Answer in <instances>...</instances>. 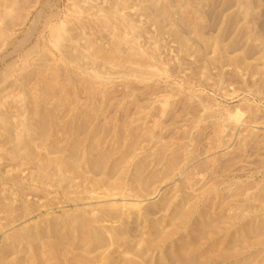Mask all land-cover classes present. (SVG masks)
<instances>
[{
  "label": "rangeland",
  "instance_id": "374dc122",
  "mask_svg": "<svg viewBox=\"0 0 264 264\" xmlns=\"http://www.w3.org/2000/svg\"><path fill=\"white\" fill-rule=\"evenodd\" d=\"M0 17L1 251L12 233L56 221L63 233L42 240L56 244L50 246L55 252L40 255L48 264H126V257L138 264H179L187 256L195 264H236V254L221 257L240 243L248 264L264 258V0H0ZM78 140L92 144L93 153L110 151L111 159L133 141L132 163L142 156L146 163L144 194L118 170L102 187L82 165L81 176L58 166ZM111 195L110 202L118 203L110 206ZM123 211L134 213L127 224L133 232L117 242V251L112 241L100 249L106 262L95 261L97 251L91 253L87 239L79 241L77 224L103 212L121 227ZM186 212L191 221L181 219ZM237 213L242 229L233 227L228 246L206 254L209 249L201 248L211 246L215 232L231 228ZM20 243L0 260L32 264V251L23 252L29 246ZM126 245L142 246L143 256L130 251L118 257ZM181 246L184 255L177 253Z\"/></svg>",
  "mask_w": 264,
  "mask_h": 264
},
{
  "label": "bare ground",
  "instance_id": "6f19581e",
  "mask_svg": "<svg viewBox=\"0 0 264 264\" xmlns=\"http://www.w3.org/2000/svg\"><path fill=\"white\" fill-rule=\"evenodd\" d=\"M3 1V0H2ZM178 1V0H177ZM16 2V1H15ZM71 2V1H70ZM169 2V1H168ZM75 3V2H74ZM140 3V2H139ZM152 4H154V3H152ZM176 4V3H175ZM29 5V4H28ZM69 5H71V4H69ZM82 5V4H81ZM84 5V4H83ZM87 5V4H86ZM136 5V4H135ZM154 6V5H153ZM243 8V7H242ZM87 9V8H86ZM163 9V8H162ZM14 10V9H13ZM99 10V9H98ZM153 11V10H152ZM250 12V10H249V8H248V6H245L244 7V12ZM75 12V11H74ZM28 14V13H27ZM26 14V15H27ZM39 14V13H38ZM38 14H37V16H38ZM247 14V13H246ZM7 15V17H8V14H6ZM41 15V14H40ZM157 15H159V14H157ZM36 16V15H35ZM36 16V17H37ZM25 17V16H24ZM162 17V16H161ZM1 18V17H0ZM2 20H4L6 17H3V15H2ZM17 18V17H16ZM23 18V17H22ZM34 18V17H33ZM167 18V17H166ZM25 19V18H24ZM38 19V18H37ZM36 19V20H37ZM69 19V18H68ZM120 19V18H119ZM157 19V18H156ZM7 20V19H6ZM49 20V19H48ZM98 20V19H97ZM109 20V19H108ZM135 20V19H134ZM155 20V19H154ZM21 21H22V19H21ZM75 21V20H74ZM82 22V21H81ZM21 23V22H20ZM36 23V22H35ZM10 23H8L7 25H9ZM44 24V23H43ZM120 24V23H119ZM122 24V23H121ZM128 25V24H127ZM92 26V25H91ZM103 26V25H102ZM101 26V27H102ZM5 27H6V25H5ZM9 27H10V25H9ZM34 27V26H33ZM123 27V26H122ZM121 27V28H122ZM12 28V27H11ZM99 28V27H98ZM124 28V27H123ZM126 28V27H125ZM7 29H8V26H7ZM100 29V28H99ZM3 31V30H2ZM1 31V32H2ZM110 31V30H109ZM113 31V30H112ZM132 31V30H131ZM177 31V30H176ZM0 32V33H1ZM11 32V31H10ZM13 32V31H12ZM52 36L54 37V39H55V41H58V40H56V39H60V38H58V35H59V32H58V30L57 29H52ZM111 32V31H110ZM136 32V31H135ZM172 32V31H171ZM5 33V32H4ZM113 33V32H112ZM200 33H201V31H200ZM2 34V33H1ZM64 34V33H63ZM62 34V35H63ZM69 34V33H68ZM176 34V33H175ZM178 35H179V33H177ZM108 35V34H107ZM197 35V34H196ZM200 35V34H199ZM1 36V35H0ZM65 36V35H64ZM63 36V37H64ZM60 37V36H59ZM62 38V37H61ZM66 39V38H65ZM99 39V38H98ZM123 39V38H122ZM179 39H181V38H179ZM186 39V38H185ZM7 40V39H6ZM122 41V40H121ZM182 41V40H181ZM53 42V41H52ZM113 42V41H112ZM56 43V42H55ZM63 43V42H62ZM115 43V42H114ZM128 43V42H127ZM108 45V44H107ZM1 47V46H0ZM58 47H59V45H58ZM57 47V48H58ZM82 47V46H81ZM120 48V47H119ZM123 48V47H122ZM127 48V47H126ZM66 49V48H65ZM103 49V48H102ZM106 49V48H105ZM30 50V49H29ZM91 50V49H90ZM85 51V50H84ZM124 51V50H123ZM24 53V52H23ZM89 54V53H88ZM123 54V53H122ZM26 55H27V53H26ZM66 55V54H65ZM144 55V54H143ZM105 56V55H104ZM39 57V56H38ZM3 57H1V59H2ZM111 59V58H110ZM26 60V59H25ZM73 60V59H72ZM209 62V61H208ZM51 64V63H50ZM74 64V63H73ZM11 68V67H10ZM123 69V68H122ZM5 70V69H4ZM5 71H7V70H5ZM63 72V71H62ZM2 73V72H1ZM8 74H9V72H8ZM157 75V74H156ZM6 76H7V74H6ZM51 77V76H50ZM145 77V76H144ZM201 77V76H200ZM142 78V77H141ZM232 81V80H231ZM236 81V80H235ZM64 82V81H63ZM139 82V81H138ZM44 87L46 88L47 86L45 85V83H44ZM43 93H45V92H43ZM61 99V98H60ZM208 106V105H207ZM178 107V106H177ZM31 108V107H30ZM80 110V109H79ZM5 113V112H4ZM3 113V114H4ZM82 113V112H81ZM25 115V114H24ZM46 115V114H45ZM52 115V114H51ZM171 117V116H170ZM1 118H2V116H1ZM5 119V118H4ZM185 119V118H184ZM4 121V120H3ZM5 121H6V119H5ZM27 122H28V120H27ZM18 123V122H17ZM21 124V123H20ZM19 124V125H20ZM4 127H9V126H5V124L3 125ZM11 126V125H10ZM13 126V125H12ZM21 126V125H20ZM31 126V125H30ZM43 126V125H42ZM188 126V125H187ZM3 127V128H4ZM14 127V126H13ZM24 127H26V126H24ZM45 128V127H44ZM43 128V129H44ZM5 129V128H4ZM30 129V128H29ZM42 129V128H41ZM40 129V130H41ZM23 130V129H22ZM20 131V130H19ZM43 131V130H42ZM82 131V130H81ZM9 132V131H8ZM27 132V131H26ZM30 132V131H29ZM28 132V133H29ZM41 132V131H40ZM11 133V132H10ZM21 133V132H20ZM39 133V132H38ZM45 133V132H44ZM43 133V134H44ZM6 134V133H5ZM9 134V133H8ZM11 134H13V133H11ZM16 134V133H15ZM78 134V133H77ZM21 135V134H20ZM19 135V136H20ZM33 135H34V133H33ZM10 136H12V135H10ZM15 136H17V135H15ZM18 137V136H17ZM21 137V136H20ZM13 138V137H12ZM25 138V137H24ZM43 138V137H42ZM21 139V138H20ZM26 139H28V138H26ZM121 139V138H120ZM10 140H11V138H10ZM15 140V139H14ZM75 140V139H74ZM19 143V142H18ZM20 143H21V146L22 145H24V147L26 146H28L29 145V141H28V143H27V141H25L24 139H22V141L20 140ZM19 143V144H20ZM30 144H31V142H30ZM32 145V144H31ZM84 144H82L81 142H79V140L78 141H73V142H71V144H70V147L68 148V150H67V155H66V157H65V159H63L62 161H60V162H58L57 163V165L58 166H60V167H62V168H64V169H66L67 171H69V173L70 172H74V173H79L80 172V170L81 169H79L78 168V166H80V165H82V166H84L85 168L84 169H86V170H89V172H91V174L93 173V176H98V179L100 180V182L99 183H101L102 184V187H103V185H105V184H107V183H110V179L108 178V176L109 175H111L112 173H114L113 171H115V170H118V175H119V177H125V176H127L128 177V179L133 183V184H135V187H139V188H136V190L138 191V193H143L144 194V190H142V187L144 186V184H145V180L148 178V175H144V169H146L145 167H146V163H145V161H144V158H143V156H142V158H140V159H138V160H136V161H133V163H132V157H131V155H130V153H132L133 151H134V142L132 141L131 143L130 142H128L127 143V146H129L128 148H127V146H126V148L124 149V151L122 150L121 152H119V153H117L115 156H114V159H111V155H114V154H112L110 151H108V150H100V149H98L97 150V148L95 147V150H97V151H95V153H93L92 152V150H93V148H94V146L92 145V144H88V145H86V146H83ZM225 145V144H224ZM223 145V146H224ZM33 146H34V144H33ZM56 146V145H55ZM17 147V146H16ZM23 147V146H22ZM50 147V146H49ZM57 147V146H56ZM227 147V145H225L224 146V148H226ZM18 148V147H17ZM34 148V147H33ZM46 148H48V147H46ZM52 147H50V149H51ZM59 148V147H58ZM21 149V148H20ZM38 149V148H37ZM62 148H60V150H61ZM52 150V149H51ZM41 151V150H40ZM45 151V150H44ZM53 151H55V149H53ZM52 151V152H53ZM130 151V152H129ZM29 153L31 152V151H28ZM39 151H37L36 153H38ZM56 152V151H55ZM54 152V153H55ZM34 153V152H33ZM40 153V152H39ZM42 153V152H41ZM58 153H59V151H58ZM57 153V154H58ZM61 153V152H60ZM63 153V152H62ZM111 153V154H110ZM159 153V152H158ZM28 154V153H27ZM27 154H26V156H27ZM44 154V153H43ZM56 154V153H55ZM133 154V153H132ZM46 155V154H45ZM44 155V156H45ZM25 156V157H26ZM46 156H53V155H46ZM46 156H45V158H46ZM133 156V155H132ZM118 157V158H117ZM181 157V156H180ZM200 157V156H199ZM37 158V157H36ZM48 158V157H47ZM53 158V157H52ZM201 158V157H200ZM30 159V158H29ZM51 159V158H50ZM46 160V161H48V162H51V161H53V160ZM107 159H109V160H111V163H109V164H107V166H105V164H106V162L108 161ZM158 159V158H157ZM171 160V159H170ZM176 160H177V157L175 158L174 157V159H173V161H172V163H176ZM55 161V160H54ZM48 162H47V164H48ZM158 162H159V160H158ZM55 163H56V161H55ZM132 163V164H131ZM29 164V163H28ZM53 165H55V167H56V164H53ZM171 165V164H170ZM176 165V164H175ZM175 165H174V167H175ZM50 166H52V164L50 165ZM49 166V167H50ZM104 166L106 167V169L104 168ZM123 166H125V168L127 169V170H125V169H122V167ZM177 166V165H176ZM45 168H46V166H44ZM54 167V168H55ZM169 167V166H168ZM171 167V166H170ZM173 167V166H172ZM48 168V167H47ZM51 169H52V167H50ZM121 170H120V169ZM58 169H60V168H58ZM57 169V170H58ZM168 169V168H167ZM171 169V168H170ZM1 170V169H0ZM53 170H55V169H53ZM61 170V169H60ZM63 170V169H62ZM200 170V169H199ZM42 171H44V170H42ZM50 171V170H49ZM168 171V170H167ZM61 172V171H60ZM82 172V171H81ZM83 172H84V170H83ZM197 172V171H196ZM85 173V172H84ZM61 174H62V172H61ZM88 174V173H87ZM146 174V173H145ZM167 174V173H166ZM75 176H81L82 175V173H79L78 175L77 174H74ZM154 175V174H153ZM33 176V175H32ZM62 176V175H61ZM66 176V177H65ZM60 177V176H59ZM64 178H67V174L66 175H64L63 176ZM63 177H61V178H63ZM69 177V176H68ZM150 178V177H149ZM60 180V179H59ZM64 181V180H63ZM150 180H148L147 182H149ZM117 182H120V181H117ZM61 183V182H60ZM129 183V182H128ZM119 184V183H118ZM121 186V185H120ZM106 187V186H105ZM115 187V186H114ZM127 187V186H126ZM119 188V187H118ZM106 189V188H105ZM110 189V188H109ZM120 189V188H119ZM111 190V189H110ZM113 190V189H112ZM122 190V189H121ZM141 190V191H140ZM114 191H116V190H114ZM125 191H127V190H125ZM70 192V191H69ZM89 192H91V191H89ZM108 192H109V190H108ZM110 192H112V191H110ZM128 192V191H127ZM129 193V192H128ZM132 193V192H131ZM146 193V192H145ZM104 194L105 195H107V194H109V193H105L104 192ZM110 194H113V193H110ZM109 194V195H110ZM115 195L114 196H116V194L117 193H114ZM126 194V193H125ZM126 195H128V194H126ZM130 195V194H129ZM136 195V194H135ZM113 195H111L110 196V199H109V202L110 201H112V200H114V197ZM107 197V196H106ZM124 197V196H123ZM123 197H121V201H122V198ZM136 197H138V196H136ZM85 198V197H84ZM101 198V197H100ZM104 197H102V199H103ZM135 198V197H134ZM140 198V197H139ZM124 200V199H123ZM126 200V199H125ZM136 200V199H135ZM141 200V199H140ZM103 201V200H102ZM127 201V200H126ZM129 201V200H128ZM206 201V200H205ZM104 202V201H103ZM115 202V201H114ZM114 202H110V203H108L109 205L110 204H112L113 205V203ZM137 202V201H136ZM99 203V202H98ZM105 203H107V202H105ZM116 203V202H115ZM118 203V202H117ZM116 203V204H117ZM122 203H124V206H125V202L123 201V202H121V204ZM130 204H132V203H130ZM91 205V204H90ZM97 205V204H96ZM99 205V207H100V204H98ZM103 204H101V207H103V206H105V205H103ZM115 205V204H114ZM123 205V204H122ZM121 205V206H122ZM126 205H128V204H126ZM111 206V205H110ZM120 206V207H121ZM131 206V205H130ZM136 206V205H135ZM164 206V205H163ZM186 206V205H185ZM93 207V206H92ZM116 207V206H115ZM120 207H117V209L116 210H118V208H120ZM126 207V206H125ZM138 207V206H137ZM96 209H97V207H95ZM105 208V207H104ZM107 208H109V206H107ZM129 208H131V207H129ZM139 208V207H138ZM238 208V207H237ZM92 209H94V208H92ZM99 209V208H98ZM114 209V207H112V210ZM123 209L124 210H126L124 207H123ZM122 209V210H123ZM100 210H104V209H101L100 208ZM109 210H110V208H109ZM108 210V211H109ZM116 210H113V211H116ZM121 210V209H120ZM129 210V209H128ZM131 210L132 209H130V212H131ZM137 209H135V210H133V211H136ZM162 210V209H161ZM77 211V210H76ZM86 211V210H85ZM84 211V212H85ZM95 211V210H94ZM97 211V210H96ZM106 211V209L103 211V212H105ZM107 211V212H108ZM111 211V210H110ZM127 211V210H126ZM141 211V210H140ZM103 212H101L100 213V216H101V214H103ZM120 212V211H119ZM119 212H116V213H118V215H119ZM181 212V211H180ZM206 212V211H205ZM46 213H48L47 214V219L48 218H51V219H53L54 218V215H51L52 214V212H46ZM49 213H51V214H49ZM58 213V212H57ZM74 213V212H73ZM90 213V212H89ZM92 213V212H91ZM124 213V211L122 212V214ZM127 213V212H126ZM216 213V212H215ZM255 214H257L256 212H254ZM72 214V213H71ZM80 213H78V214H76V215H79ZM82 214V213H81ZM94 213H92V215H93ZM106 214V213H105ZM108 214V213H107ZM113 214V213H112ZM111 214V215H112ZM121 214V215H122ZM137 214V217H140V212H137L136 213ZM190 214H192V213H190ZM226 214V213H225ZM238 214V216H237V218L235 217V222L232 224V227L231 228H229V229H226V230H224V231H219V232H215L216 233V235H214V236H211L212 238L208 241V243H209V245H211V246H206V247H203V248H201L203 251H205V250H207V249H209V250H207L208 252L206 253V254H209L210 253V251L212 252V250L213 249H216L217 251L219 250H221L222 249V246H228V244H229V242H228V239H229V237H230V235H231V233H232V229H233V227H235V226H240L239 228H240V230L242 229V220H241V215L240 214H242V213H237ZM68 215V214H67ZM86 215H88V214H86ZM85 215V216H86ZM91 215V216H92ZM95 216H96V214H94ZM93 215V216H94ZM108 215H110V214H108ZM120 215V217H122ZM124 216L122 217V218H119V216H117L118 217V219H123V220H125L126 221V223L124 222V221H121V227L119 226V222H118V225L117 226H114V218H116L114 215V218L112 217V218H110V217H107V216H96L97 217V219L95 220V221H90V220H81L80 221V223H78L77 224V228H78V230H79V232H80V239H79V241L80 240H82L83 239V241L85 242L86 240L85 239H87L88 241L87 242H89L90 243V246H91V253L93 254V252H96L97 251V255L93 258V259H95V261H102V262H106V260H107V258L105 257L106 255H102V254H100L101 252H99L100 251V249H102V248H106V246H107V244L108 245H112L113 244V246H115L114 247V251L116 250V248H117V242L120 240H122V239H126L127 238V235H129V233H131V232H133V230L131 229V228H129V227H127V224H129L130 222H129V220L131 219H133V216L132 215H134V213H127V214H123ZM244 215V214H243ZM258 215V214H257ZM95 216H94V218H95ZM65 217V216H64ZM86 217H88V216H86ZM103 217V218H102ZM191 217H193L192 215H188L187 214V212H186V214L185 215H183L182 216V220H185L186 218L189 220V221H191L190 220V218ZM45 218V217H44ZM66 218H68V216L66 217ZM69 218H70V215H69ZM68 218V220H65L66 221V223L69 225V227L71 228L72 227V225L75 223V221H74V219L73 218H70L69 219ZM75 218V217H74ZM78 220H79V217H76ZM102 218V219H101ZM76 219V220H77ZM83 219V218H82ZM89 219V218H88ZM108 219V220H107ZM111 219H113V220H111ZM179 219H180V217H179ZM28 219H26L25 221H27ZM54 220V219H53ZM105 222V221H110V223L108 224V222H107V224L105 223L104 225H101L100 223H99V221L100 222H103V221ZM175 220H177V219H175ZM22 221V220H21ZM24 221V222H25ZM29 221V220H28ZM37 221V220H36ZM113 221V222H112ZM119 221V220H118ZM172 221V220H171ZM263 222H264V220H262ZM23 222V221H22ZM23 222V223H24ZM46 222V221H45ZM103 222V223H104ZM194 222V221H193ZM260 222V221H259ZM26 223V222H25ZM29 223V222H28ZM102 223V224H103ZM208 223V222H207ZM21 224V223H20ZM32 225V223L30 222L28 225ZM42 224V223H41ZM49 224V225H48ZM48 224H45V223H43V225H37V224H34V225H32V226H30V227H28L27 228V226L26 227H24V225H23V227H24V229H23V232L21 231V234H14L13 235V233H12V235H9L8 237H7V241H8V243L7 244H3L2 245V247H1V249H2V251L0 250V259H4L5 260V255H6V252L8 251V252H11L12 250H13V252H15V250H16V246H17V244H19V242H21V243H26V246H29V249L28 248H24L25 250L23 251V252H25V253H27L28 252V250H31L32 252H31V256L33 257L32 259H30V260H32V264H43V259H42V257L40 256L41 255V253H42V251H44V252H49V251H54L55 252V250H50V246H52V247H55L54 245H56V244H54V243H48V244H46V243H42V240H44V239H46L45 237L50 233V234H55V235H57V234H59V233H63V232H58V226H57V223H56V221H51L50 223H48ZM135 224V223H134ZM65 225V224H64ZM63 225V226H64ZM130 225V224H129ZM131 225H132V223H131ZM34 226V227H33ZM60 226H62V225H60ZM62 226V227H63ZM209 226H210V224H209ZM263 227H264V224L262 225ZM22 227V226H21ZM22 227V228H23ZM50 227V228H49ZM196 227V226H195ZM46 228H49V230H50V232L46 229ZM14 229H15V227H14ZM13 229V230H14ZM20 229V228H19ZM62 230V229H61ZM61 230H59V231H61ZM239 233L238 234H235V237L238 239V241H241V231L240 230H238V229H236ZM252 230V232H254V230L253 229H251ZM262 230V229H261ZM15 231H17L16 229H15ZM20 231V230H19ZM137 231V230H136ZM139 231V230H138ZM259 231H260V229H259ZM249 232V231H248ZM251 232V233H252ZM262 232V231H261ZM136 233V232H135ZM139 233V232H138ZM150 233L153 235V233L155 234V233H159V231H158V225L155 223V222H152L151 224H150ZM222 233H224L225 234V236H222L221 237V234ZM255 233V232H254ZM8 234H10V233H8ZM8 234H5L3 237H5L6 235H8ZM67 234V233H66ZM257 234H258V232H257ZM110 235V236H109ZM135 235V234H134ZM142 235V234H141ZM156 235V234H155ZM175 235V234H174ZM204 235V234H203ZM223 235V234H222ZM262 234H259L258 236H261ZM140 236V235H139ZM158 236V235H157ZM173 236V235H172ZM208 236V235H207ZM69 237H72V236H69ZM106 237H107V239H106ZM147 237H149V236H147ZM161 237V236H160ZM257 237V236H256ZM57 238V237H56ZM66 238V237H65ZM78 238H79V236H78ZM135 238V237H134ZM161 238H163V237H161ZM166 239H167V237H165ZM164 238V239H165ZM6 239V238H5ZM60 239V238H59ZM138 239H140V238H138ZM146 239V238H145ZM147 239H149V238H147ZM235 239V238H234ZM244 239V238H243ZM262 239V238H261ZM4 240V239H3ZM46 240H48V239H46ZM57 241H59V240H57ZM61 241H68V240H61ZM109 241H112V244L110 243L109 244ZM165 241V240H164ZM262 241H264V234H263V240ZM256 242H258V241H256L255 240V244H256V246H257V243ZM5 243V242H4ZM10 243H11V245H10ZM21 243H20V245H21ZM254 243V242H253ZM259 243H260V241H259ZM2 244V243H1ZM60 244V243H59ZM66 244V243H65ZM64 244V245H65ZM161 244V243H160ZM163 244V243H162ZM243 244V243H242ZM247 244V243H246ZM250 244H252V243H250ZM254 244V245H255ZM63 245V244H62ZM253 245V244H252ZM251 245V246H252ZM253 245V246H254ZM261 245H262V243H261ZM58 246V245H57ZM60 246V245H59ZM85 246H86V244H85ZM144 246V245H143ZM151 246V245H150ZM183 247H185L184 245H182ZM182 246L181 247H179V249H178V251H177V253H178V255H180V253L182 254L183 252H185V253H187V251H183L182 252ZM240 248H243V245H242V247H241V243H240ZM136 247V246H135ZM157 247V246H156ZM85 248V247H84ZM99 248V249H98ZM107 248H110L109 246L107 247ZM240 248H237L236 250H234L232 253L233 254H224L223 255V257H225V258H223V257H221V260L222 261H224L225 259L227 260V259H232V257L234 256V254H236L237 255V257L238 258H236V259H240V261L239 262H237L236 264H248V262H249V259H247L246 257H244V256H242V249H240ZM22 249V248H21ZM67 249V248H66ZM69 249V248H68ZM143 249L144 248H142V246L138 249L137 247H136V249L135 250H133V249H131L130 247H129V245H126L125 246V251L122 253V254H118L117 256L118 257H120V256H124V255H127V254H129L128 252H130V251H132V253H133V255H137V254H141L142 255V253L144 252L143 251ZM185 249V248H184ZM228 249V248H227ZM111 250H113V249H111ZM187 250V249H186ZM259 250V249H258ZM18 251V250H17ZM27 251V252H26ZM69 251V250H68ZM71 251V250H70ZM108 251V250H107ZM117 251V250H116ZM189 251V250H188ZM12 252V253H13ZM58 252V251H57ZM79 252V251H78ZM159 252V251H158ZM231 252V251H230ZM235 252V253H234ZM257 252V251H256ZM24 253V254H25ZM59 253H61V252H59ZM113 253V252H112ZM112 253L110 254V255H112ZM115 253V252H114ZM114 253H113V255H114ZM205 253V252H204ZM225 253V252H224ZM258 254H260L259 252H257ZM17 254V253H16ZM56 254H58V253H56ZM82 254V253H81ZM116 254V253H115ZM212 254V253H211ZM30 255V254H29ZM39 255V256H38ZM183 255H184V253H183ZM205 255V254H204ZM9 256H10V254H9ZM19 256V255H18ZM94 256V255H93ZM143 256V255H142ZM146 256V255H145ZM173 256V255H172ZM208 256V255H207ZM212 256H214V255H212ZM251 256V255H250ZM20 257H24V256H20ZM28 257H30V256H28ZM52 257H53V255H52ZM58 257V256H57ZM62 257H63V254H62ZM114 257V256H113ZM125 257V256H124ZM128 257H129V255H128ZM190 257V256H189ZM188 256L187 257H185V258H182V257H180L179 259L180 260H182V261H180L179 262V264H183V261H185V260H187L188 259V261L186 262V264H195V261L193 262V261H191V259L189 258ZM257 257H258V255H257ZM6 258H8V257H6ZM16 258V257H15ZM14 258V259H15ZM50 258V257H49ZM59 258V257H58ZM111 258V257H110ZM122 258V257H121ZM172 258V257H171ZM26 259V258H25ZM62 259V258H61ZM123 259H125V258H123ZM122 259V260H123ZM173 259V258H172ZM201 259V258H200ZM200 259H198L199 261H200ZM4 260H0V264H5V261ZM11 260V259H10ZM16 261H13L14 263H17V264H24V261L23 260H21V258H18V259H15ZM58 260V259H57ZM56 259L54 260V262H53V264H63L62 262H61V260L59 259V261H57ZM197 260V261H198ZM253 260H255V259H253ZM65 261H66V258H65ZM90 261V260H89ZM125 263L126 264H138V262H136V260H134V259H130V257H129V259H127V257H126V259H125ZM174 261V260H173ZM176 261V260H175ZM174 261V262H175ZM218 261V260H217ZM243 261V262H242ZM250 261H252V260H250ZM10 262V261H9ZM80 262H82V261H80ZM92 262H94V260L92 261ZM91 261H90V263H92ZM67 263H68V260H67ZM78 263H79V260H78ZM111 263V262H110ZM198 263V262H197ZM208 263V262H207ZM231 263V262H230ZM256 263L257 264H264V258H262V259H260V260H258V261H256ZM44 264H48V262L47 263H45L44 262ZM87 264V263H86ZM109 264V263H108ZM200 264V263H199ZM232 264H234V263H232ZM251 264H253V262L251 263Z\"/></svg>",
  "mask_w": 264,
  "mask_h": 264
}]
</instances>
